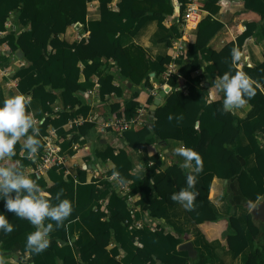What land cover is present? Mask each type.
<instances>
[{"label": "trees", "instance_id": "trees-1", "mask_svg": "<svg viewBox=\"0 0 264 264\" xmlns=\"http://www.w3.org/2000/svg\"><path fill=\"white\" fill-rule=\"evenodd\" d=\"M91 1L0 0V32H5V35L0 38V44H5L7 51L11 54L22 51L27 61V65L15 73V77L19 78L20 93L26 95L32 92L35 98L42 100L43 108L47 111L49 108L47 102L56 100V95L49 93L47 88L59 87L63 90L66 106H69V109L61 112L59 120H45L41 125L43 134L46 135L47 126L53 124L59 128L60 135L66 137L68 134H73V140L79 142L95 126L88 121L93 106L82 104L77 96L83 90L79 82L81 61L87 63L84 71L86 76L90 77L101 67L98 59L109 58L117 63L123 77L137 81L145 79L143 83L145 90L154 86L149 76L151 70L155 72L154 81L159 84L164 83L163 74L169 64L174 62L177 71L167 82L171 90L165 101L155 110L154 127L150 128L145 124L141 128L130 129L124 133L125 139L130 148L138 150L141 143L153 135L159 134L162 137L174 135L179 127L194 133V137L190 139H193V150L197 151L202 158L203 170L196 178V190L199 195L196 198L194 210L187 211L189 216L203 230L202 233L208 242L215 239L222 240L234 259L243 254L252 241L257 242L253 250L245 257L243 264H264V249L258 245L263 241L264 223L257 225L250 214L247 231L237 216L233 214L222 216L216 213L209 197L215 176L223 180L237 177L241 193L253 203L264 197V149L258 140V132H264V93L255 85L256 95L249 100L253 109L245 119H239L233 111L229 113L222 111L224 94L215 87L216 79L225 73L235 74L236 72L248 74L254 82L264 87V62L254 67L245 65L240 71L236 67L239 59L235 62L232 59V50L241 51L245 40L255 33L261 21L264 20V1H244L243 13L252 12L259 17L260 22L246 20V29L237 41L227 43L219 51L211 49L209 45L224 27L222 21L213 17L220 10L218 5L220 0H207L203 7H200L208 10L211 15L200 21L195 35L186 39L182 27L187 6L193 0H178V7L169 0H121L118 10L111 7L113 0H99L101 18L95 21L88 19V4ZM177 11V19L172 25L173 34L160 40L167 44L168 53L156 60L149 58L141 62L134 59L122 46L120 38L110 41L108 37L111 32L134 36L149 20H157L159 26L165 30L164 21L167 15ZM12 13L30 28L19 34L7 33L6 24ZM195 18L197 22L198 16ZM77 24H81L85 32L82 39L69 43L60 38L68 27ZM180 38H184L187 43L186 55L175 58L176 49L173 43ZM206 62H212L208 70L212 78L211 86H206L203 82L205 78L203 75L192 76L194 72L202 70ZM114 80V73H109L100 79L101 101L105 102L106 96L112 93L122 96V89L113 84ZM183 81L188 86L187 93L181 89ZM145 90L133 92L128 99L121 98V101L116 100L111 103L110 114L115 118H131L142 103L150 107L154 103V96H150ZM214 93H217V97L208 102L206 97ZM4 99L6 98L0 96V102ZM177 104L183 109L180 121L172 115V110ZM76 114L84 116L85 122L76 129H71L69 125L63 129ZM254 118L259 120L253 123ZM242 130L249 143L236 149L235 142ZM43 144L45 142L41 140V146ZM20 150L21 147L17 144L12 162L16 163L20 158ZM39 150L42 151V148L40 147ZM81 151H70V154L77 156ZM251 154H255L257 163L255 167L247 170L243 159H247ZM98 155L103 159L113 160L115 168L110 170L109 174L117 173L120 181L123 178V184L140 180L133 171V163L126 150H120L115 154V150L111 148L106 153ZM19 160H21V167L18 168L21 169L35 163L27 158ZM57 170L58 167H53L49 174L54 181L53 186L47 187L42 181L36 182L50 200L60 195L62 199H68L73 205L71 215L61 227L56 228L55 222L50 221L55 230L52 237L56 241L51 248L44 250L56 258H63V264H99V260L106 254L111 243L115 242L125 247L129 241L136 238L141 246L132 260L133 264H193L195 261L197 264H203L210 260L200 253L196 258H192L188 251L180 250L179 245L185 235H174L167 232L163 226L151 232L139 229L129 238L125 235L124 229L125 225L132 222L130 203L116 192L111 183L105 182L104 190H99L94 183H82L85 182V178L81 177V183L73 191L64 173H58ZM192 172L185 171L175 163L154 180H151L149 176L143 177V184L139 188L141 198L138 204L144 208L147 207L151 216L162 218L165 215L166 204H178L171 199V195L186 186V177ZM109 193H111L109 219L102 221V217L107 214L105 212H92L90 218L85 219L84 222L94 238L90 243L84 244L81 237H75V221L82 212L90 208L96 199L106 198ZM0 212L7 216L14 228L11 233L0 231V246L15 241L34 227L27 220L7 212L2 200H0ZM19 251L23 257L29 251L33 258L32 262L19 264H37L35 260L38 253L30 250L27 244L16 243L13 246V252ZM113 252L115 256L119 254L116 248ZM116 262L117 260L112 259L108 264Z\"/></svg>", "mask_w": 264, "mask_h": 264}, {"label": "crops", "instance_id": "crops-1", "mask_svg": "<svg viewBox=\"0 0 264 264\" xmlns=\"http://www.w3.org/2000/svg\"><path fill=\"white\" fill-rule=\"evenodd\" d=\"M120 1L121 0H113L111 7L114 10H118V4ZM169 1L174 3L176 7L179 6L178 0ZM195 1H197L200 7H203V5L207 2V0ZM244 1L245 0L219 1L218 5L220 6V10L216 15H213V17L222 21L224 23V27L211 40L209 45L211 49L219 51L227 43L231 41L236 42L237 38L246 29V20H251L258 23L260 22L259 17L252 12L243 13ZM241 12L243 14H241ZM208 15H211L210 12L204 8H201L197 22L196 19L194 22L188 21L184 27H182L185 34V39L187 37L190 38L197 33L200 21ZM177 16L178 11L174 14L167 15V18L164 21V25L166 27L165 30L159 26V22L157 20H149L134 36L130 34L121 35L119 32H111L108 34V37L110 41H115L117 38H120L122 46L134 59H137L141 62H145L149 58L156 60L158 57L168 53L167 44L165 42H161L160 40L163 37L173 34L172 25L175 23ZM100 18L101 13L99 9V0H92L88 4V19L95 21L99 20ZM6 27L7 33L15 32L16 34H19L20 32L30 28V26L20 22L14 13L11 14L10 20L7 22ZM3 35H5V32H0V38ZM84 35L85 32H83L82 25L77 24L68 27L67 31L62 34L60 38L62 40L68 41L69 43H73L82 39ZM185 45H187L186 42ZM7 49L8 48L5 44H0V96H3L4 98L21 95L18 88L19 78L15 77V73L20 68L27 65L26 59L24 57H20L19 53L11 54L7 51ZM238 53L239 62L236 64V67L240 71L243 70L245 65L254 67L264 62V20L261 21L260 27L255 31V33L245 40L242 50L238 51ZM98 63L101 65L100 69L90 77H87L86 72L84 71L87 63L82 61L79 63L81 70L79 82L83 90L77 95L82 104H89L93 106V110L89 117H92L96 121V123L92 122L95 124V126H93L89 130V133L83 136L79 142H75L73 140V134H68L66 137L60 135L59 128L53 124H49L46 128L47 134L52 127L56 128L58 136L56 141L61 147V154L66 158V167L62 169L58 168L57 172L64 173L65 179L69 182V187L73 191H75L78 185L81 183V177L82 179L85 178V182L82 183H94L97 185L99 190H104L105 182L111 183L116 192L121 194L123 198H125L130 203V208L132 210V222L125 225L124 229L125 235H127L129 238H131L139 229L146 232H151L155 231L158 227L163 226L167 232H171L174 235H185L182 243L179 245V249L183 243L191 241L198 253L206 255L210 259L203 264H243L245 257L251 250H253L257 242L252 241L250 246L243 252V254L234 259L232 257L231 251H228L225 248V244L222 240L215 239L212 242H208L205 239L203 235L204 233H202L203 230L193 221L187 210H185L180 204H166L164 206L165 215L162 218L151 216L147 207L144 208L138 204V201L141 198L139 188L143 184V177L149 176L151 180H154L155 177L163 175L166 169L175 163L179 164L180 167L185 171H194L192 167H182L184 159L183 157L177 156L174 151L175 148L179 147L181 144L193 149V139L190 138L194 137V133L179 127V130L176 134L167 135L164 137L159 134L153 135L149 139L142 142L138 150H134L129 147L128 142L125 139V135L120 136L111 130L101 131V125L103 121L115 119V117L110 114L109 105L114 103L116 100L121 101V98L128 99L133 92L145 90L143 88L145 79L137 81L135 79L132 80L130 78L123 77L120 74V68L118 67L117 63L109 58H99ZM211 65L212 62H206L203 69L194 72L192 76L196 77L203 75L205 77L203 82L206 84V86H211L212 78H210L208 71L211 68ZM109 73L115 74V80L113 84L122 89V96L112 93L106 96V101L104 102L101 101L99 81ZM149 76L151 77V81L153 82L154 86L158 84L154 81V71L151 70L149 72ZM255 85L258 86V88L264 93L263 86L257 84L256 82ZM187 87L188 86L186 82L183 81L181 84V89H184L185 93H187ZM47 90L49 93L56 95V100L54 102H47L49 107L47 111H45L43 108L42 100L40 98H35L32 92H29L25 95L31 98L29 110L36 118L37 127L39 128V138L43 141V143L45 142L44 137L47 134H43L41 125L46 119L51 121L59 120L61 112H63L65 109H69V106H66L62 88L58 87L56 89H52L48 87ZM90 90H96V93L90 94ZM170 90L171 87L169 85L166 86L164 90H158V95H161L163 91L166 92L165 96L161 99L160 104L165 101V98ZM147 91L148 90H145V92ZM215 97H217V93L207 96L206 99L208 102H211L213 99H215ZM156 99L157 96L154 97V102ZM151 106L152 105H150V107ZM78 107L79 105L77 108ZM150 107H148L146 122L149 119ZM252 109L253 106L248 101V103L243 108L235 109L233 112L239 119H245ZM172 115L175 119L180 121L183 115L182 107L177 104L172 110ZM78 116L82 115L76 114L72 117V119L69 120V122ZM258 120V118H254L252 119V122L256 123ZM41 121H43V123H41ZM152 122L154 127V118ZM66 125H69V123L65 124L63 129H66ZM77 127L73 128L76 129ZM196 128H198V125H196ZM69 135L71 136L70 138L68 137ZM258 140L261 144V147L264 149L263 131L258 132ZM20 143H23V140ZM20 143L18 144L20 145ZM248 143L249 140L244 130H242L236 139L235 147L237 149L239 147L246 146ZM41 148L42 151L38 150L37 153L31 155L26 150L21 149L19 151V157L27 158L35 162L34 164L23 168L26 174H28L34 181H42L47 187H51L54 185V181L49 174L53 168L49 169L41 179H36L33 174V169L35 168L36 162L38 159H40L44 151V144L41 146ZM111 148L115 150V154H117L120 150H126L133 163L134 173L140 177L139 181H131L126 183L125 189H122L117 173L112 175L109 174V171L115 168V163L113 160L111 158L103 159L98 155L101 153H106L108 149ZM79 150L82 151L77 156L70 154V151ZM20 158H18L16 161L17 167H21V160H19ZM12 160L13 157H5L0 159V166H10L12 163L16 165V163L12 162ZM243 162L246 163L247 170L252 169L257 163L255 154H251L247 159H243ZM132 192L134 193L132 194ZM110 194L111 193H109L106 198L96 199L90 208L82 212L75 221V237H81L84 244L90 243L94 238L92 232L85 225V219H89V216L92 212H105L107 214L106 216L102 217V221L108 220L110 211L109 207H111ZM209 197L211 200V205L216 213L222 216H229L231 214L237 216L247 231L248 219L249 215L252 214V210L259 203H264V197H261L259 201L253 203L243 196L241 190L239 189L237 177H233L230 180H223L215 176L212 180ZM253 220L257 225L262 223L261 221L255 220L254 216ZM34 231L35 227L23 233L15 241L9 244H2L0 246V264H19L20 262H32L33 258L29 251L26 252L25 257H23L20 251L13 252V246L16 243L26 245L27 236ZM54 232L55 230L53 229L48 237L49 245L47 248H51L56 241L52 237ZM248 236H250V233H248ZM262 237L264 240V234ZM258 245L263 247L264 241ZM140 246L141 244L138 238L129 241L125 247L113 242L108 246L106 254L99 260V264H108L112 259L117 260L115 264H133L132 260ZM114 248L119 251L117 256H115L113 252ZM229 259L230 261L228 262ZM35 261L37 264H63V258H56L45 251L38 253V257ZM193 264H197L196 261Z\"/></svg>", "mask_w": 264, "mask_h": 264}, {"label": "clouds", "instance_id": "clouds-1", "mask_svg": "<svg viewBox=\"0 0 264 264\" xmlns=\"http://www.w3.org/2000/svg\"><path fill=\"white\" fill-rule=\"evenodd\" d=\"M232 59H239L236 49L232 50ZM215 87L224 94L222 111L229 113L243 108L256 95L255 82L246 73H225L216 79ZM31 98L23 94L15 95L0 102V159L15 155L16 146L20 143L22 150L30 155L41 147L37 121L29 106ZM171 119V118H170ZM43 123V121H41ZM175 154L183 157L182 167H192L194 171L186 177V186L171 195V199L185 210L193 211L199 195L196 190L197 176L203 170L200 154L183 144L175 148ZM121 183H124L121 178ZM0 200L4 201L7 212L27 220L35 231L27 236V247L35 253L44 251L48 237L53 231V224L59 228L73 211L72 202L57 195L50 200L36 181L16 165L0 166ZM0 212V231L11 233L14 228L6 215Z\"/></svg>", "mask_w": 264, "mask_h": 264}, {"label": "built area", "instance_id": "built-area-1", "mask_svg": "<svg viewBox=\"0 0 264 264\" xmlns=\"http://www.w3.org/2000/svg\"><path fill=\"white\" fill-rule=\"evenodd\" d=\"M201 12L200 5L197 1H191L186 9V17L184 20V25L188 21L195 20V16H199ZM183 35L185 37L184 31ZM174 48L176 49V57L185 56L186 55V45L183 38L176 39L173 43ZM177 71L176 65L174 62H171L167 68V70L163 74L164 83H158L153 88L148 89L149 94L151 96H158V90H164L166 86H168L167 82L169 78L175 74ZM98 87V86H97ZM97 90V89H96ZM96 90H90V94H95ZM148 111V106L146 103H143L139 106L135 114L131 118H115L110 121H103L101 125V131H114L118 135L123 136L124 133L130 129L140 127L144 125L146 122V115ZM88 121L96 123V121L89 117ZM85 122V118L82 116L75 117L73 120L69 122L70 128L77 127ZM57 130L56 128L52 127L48 134L44 137V151L36 162L35 168L33 169V174L36 179H41L42 176L51 168L58 167V168H65L66 167V158L61 154V147L57 144ZM71 137L70 135L68 136ZM122 189H125V184L121 183Z\"/></svg>", "mask_w": 264, "mask_h": 264}, {"label": "water", "instance_id": "water-1", "mask_svg": "<svg viewBox=\"0 0 264 264\" xmlns=\"http://www.w3.org/2000/svg\"><path fill=\"white\" fill-rule=\"evenodd\" d=\"M81 25V24H78ZM19 56L20 57H24V53L23 52H19ZM166 92H162L161 95L157 96V99L155 100V102L152 104V106L150 107V111H149V119L147 122H145V124L149 127H153V118H154V114H155V110L157 109L158 105L160 104L161 99L165 96ZM144 124V125H145ZM141 125L140 127L144 126ZM252 214L255 218V220L257 221H261L262 223H264V203H259L253 210H252ZM181 250H186L189 253V256L192 258L197 257L198 255V251L195 249L193 243L191 241H187L185 243H183L180 246Z\"/></svg>", "mask_w": 264, "mask_h": 264}, {"label": "rangeland", "instance_id": "rangeland-1", "mask_svg": "<svg viewBox=\"0 0 264 264\" xmlns=\"http://www.w3.org/2000/svg\"><path fill=\"white\" fill-rule=\"evenodd\" d=\"M264 241V240H263ZM263 249H264V246H263ZM230 261V259L228 260V262Z\"/></svg>", "mask_w": 264, "mask_h": 264}]
</instances>
